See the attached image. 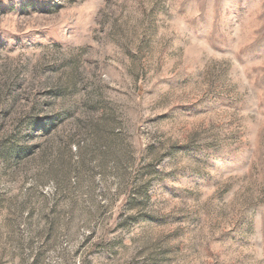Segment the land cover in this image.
I'll return each instance as SVG.
<instances>
[{
	"label": "rangeland",
	"instance_id": "rangeland-1",
	"mask_svg": "<svg viewBox=\"0 0 264 264\" xmlns=\"http://www.w3.org/2000/svg\"><path fill=\"white\" fill-rule=\"evenodd\" d=\"M0 264H264V0H0Z\"/></svg>",
	"mask_w": 264,
	"mask_h": 264
}]
</instances>
